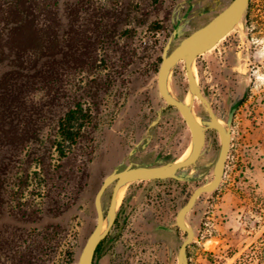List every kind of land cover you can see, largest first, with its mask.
I'll use <instances>...</instances> for the list:
<instances>
[{
	"label": "rangeland",
	"instance_id": "374dc122",
	"mask_svg": "<svg viewBox=\"0 0 264 264\" xmlns=\"http://www.w3.org/2000/svg\"><path fill=\"white\" fill-rule=\"evenodd\" d=\"M175 1L59 0L61 29L67 21V3L77 9L76 25H89L94 14L104 9L114 14L108 21L119 18L113 35L97 42L92 52L98 59L96 64L101 65L105 84L98 108L90 105L93 119L82 144L88 147L79 148L63 165L64 170L73 172L66 188H62L67 184L65 175L56 174L60 187L49 197L59 199L58 205L49 203L39 187L44 184L41 176L31 173L29 186L21 193L11 188L16 176L9 174V211L0 212V232L9 231V259L0 254V264H76L96 222L93 197L102 177L119 164L153 114L142 116L139 112L143 97L160 104L155 89H146L144 85L151 86L155 81L162 48L171 33L170 10ZM192 70L217 115L226 111L232 98L245 86L249 89L232 120L221 180L215 190L200 196L187 215V223L194 229L188 246V264H263L259 259L264 239V0H250L241 21L197 56ZM93 71V74L91 69L88 73L77 71L75 83L85 77L91 79L97 69ZM186 81L183 60H179L168 81L175 97L173 83L182 88ZM139 121L141 126L136 129ZM189 150L190 146L184 152ZM83 156L90 159L85 165L86 176L80 179ZM34 167L32 163L30 171ZM132 185L124 187L122 197L134 186L139 190L136 197L139 209L135 215L138 219L144 207L156 212L161 210L162 202L170 205L172 195L175 204L183 201L182 194L177 193L182 185L173 181ZM194 186L185 185L184 190L190 191ZM109 196L110 187L103 195L104 205ZM129 226L139 230L136 225ZM144 230L139 231L143 241L136 245L141 249L132 256L135 264H176L175 249L184 235L180 234L179 241L167 242L169 253L163 249L155 254L156 246L147 240L150 235ZM151 237L154 238L153 234ZM124 239L125 236L117 238L100 264H118L121 256L113 259L112 254H118Z\"/></svg>",
	"mask_w": 264,
	"mask_h": 264
},
{
	"label": "trees",
	"instance_id": "16d2710c",
	"mask_svg": "<svg viewBox=\"0 0 264 264\" xmlns=\"http://www.w3.org/2000/svg\"><path fill=\"white\" fill-rule=\"evenodd\" d=\"M59 4L0 0V212L9 211L12 173L16 180L11 188L21 193L28 188L31 173L41 176L44 184L39 187L49 203L58 205L59 199L49 197L60 187L56 178L65 175L66 188L73 172L63 165L79 148L88 147L82 144L93 119L90 105L98 108L105 84L92 52L97 42L113 35L119 18L108 21L114 14L104 9L89 25H76L77 9L67 3V21L61 29ZM90 69L97 73L75 83L77 71ZM89 159H81L80 179L86 176ZM262 243L259 262L264 264V239ZM0 254L9 259L8 230L0 232Z\"/></svg>",
	"mask_w": 264,
	"mask_h": 264
},
{
	"label": "flooded vegetation",
	"instance_id": "af4514ba",
	"mask_svg": "<svg viewBox=\"0 0 264 264\" xmlns=\"http://www.w3.org/2000/svg\"><path fill=\"white\" fill-rule=\"evenodd\" d=\"M230 1L231 0H176L170 10L171 31L173 29V23L177 22L178 18H180L179 23L183 25L182 36L187 35L194 29L208 22L213 16H215L219 11H221L225 6H227ZM177 42L178 40L171 43L170 49L173 48L177 44ZM157 69H156V73H157ZM186 82H187L186 85L182 88L179 85L173 83V89H175L177 94L176 98L181 100L182 102H184L185 94L190 93L188 89V81ZM144 86L146 87V89L148 88L155 89V93L159 97L160 104L155 105L152 98L146 99L145 97H143L144 99L141 101L139 106V112L142 114V116L150 112H152L153 114L148 118L147 121H145V124L143 125L144 131L140 133V135L136 137L135 141L132 142L131 146L126 149L123 159H121L119 164L113 167L109 172H111L114 168H117V170H121L124 167H126V165L129 163H132V165L134 166L135 164L147 163L151 165H157V164L166 163L168 161H178L179 156L186 150L188 146H190V151H191V146H192L191 129L185 117L181 113V111L175 105L168 104L165 101V99L162 97L158 89L157 77L155 76V81L153 85L151 86L144 85ZM199 87L201 89L202 94L208 100L210 107L214 112L215 116L217 117V119L221 120L222 124H225V120L227 117L230 104L228 105L226 111L223 112V114L220 113L219 115H217L214 111V108L205 90L201 86ZM234 98L235 97H233L232 100ZM185 104H189V103H185ZM238 106L236 107L235 111L237 110ZM191 111L195 116V119L198 116V118L200 119L199 123H201V120H206L210 118L204 103L196 96L192 100ZM139 126H141V121H139L136 124V129H139ZM219 147H220V138L218 131L212 127L205 128L204 142L194 162L187 164L186 166L179 168L178 170V172L184 171L185 173L192 174L194 177H196L195 179L179 180L173 177H167V178H157V179H138L127 183L125 185L126 188L136 182L173 181L175 183H179L182 185V187H179L177 193L182 194L181 196L183 198V201L181 204H175L174 202H172L173 199H175V197H173L172 195L171 199L169 200L170 205L164 204V202H162L161 203L162 206L160 207L161 210L160 211L157 210L156 212L150 211L149 209L144 207L142 208L141 211L142 214L140 216V219H138L137 217H135V215L138 214L137 209H139V207L136 205L137 204L136 197L139 190L136 188V186L130 188L128 191H126L125 195L122 197L119 207H118V203L116 205V217L114 219L112 226L109 228L106 235L99 241V243L96 246L93 257V264H100L101 258L107 253V251H109L111 247H113V244L117 240V238H123V236H125V239L123 240V247L121 250L118 251V254L117 253L112 254V258L114 259L116 255H120L121 257L119 258L118 264H135V262L132 260V256L135 255V253L140 251L141 249L139 246L136 245H140V242L143 241V240L141 241L140 232H139L140 229L142 228L145 229L144 231H146L148 235H150V237H148L147 240L151 241V243H153L156 246L155 254L159 253L158 250L162 251L163 249L164 251L169 253L167 242L171 241L173 243V241H179L178 239L180 238L181 236L180 234L182 233L184 236H182V239L178 243L177 249H175V253H174L176 264H178L177 251L180 246V243L186 237V232L180 229L175 224L177 211L186 202V200L188 199L189 195L191 194V192L195 187L204 184L205 182L212 179L213 164L217 157ZM140 153H143V155H141ZM191 183L195 185L193 189L190 191H185L184 190L185 185L188 186ZM112 185L113 184H110L108 186L110 187V195H111ZM107 188L105 189V191L107 190ZM203 193L206 192H202L197 197L192 208L194 207L197 200L200 198V196ZM103 195L101 201L103 207L106 208L109 204L110 196L107 205H104ZM190 210L184 216V220L187 225H189L187 223V215L190 212ZM169 216L172 218V221L170 222H168ZM129 224L136 225L137 227H139V230H136L135 227H130ZM151 234H153L154 238L151 237ZM127 244H129L130 247ZM113 252H115V249L113 250ZM187 256H188V247H187ZM155 264L157 263L155 262Z\"/></svg>",
	"mask_w": 264,
	"mask_h": 264
},
{
	"label": "water",
	"instance_id": "95a60500",
	"mask_svg": "<svg viewBox=\"0 0 264 264\" xmlns=\"http://www.w3.org/2000/svg\"><path fill=\"white\" fill-rule=\"evenodd\" d=\"M249 0H231L227 6L219 11L204 25L194 29L185 36H182L183 25L177 22L173 23V29L167 38L160 55V63L157 69L158 89L168 104L175 105L185 117L192 133V146L189 155L181 161H168L163 164H135L129 163L121 170L114 168L106 174L94 197L93 205L96 212V222L87 238L85 239L78 254L76 264H93L94 252L99 241L106 235L112 226L116 217L117 193L119 189L127 183L138 179H157L173 177L179 180L195 179L192 174L178 172L179 168L193 163L200 152L204 142L205 128L212 127L218 131L220 138V147L213 164V177L204 184L198 185L193 189L186 202L179 208L176 214L175 224L186 232V237L180 243L177 251V263L188 264L187 247L193 239L194 229L186 224L185 214L192 208L197 197L202 192L214 190L223 175L224 164L231 140V121L234 111L239 103L247 94L248 86H245L241 93L237 94L231 101L225 124L219 122L212 111L208 100L202 94L193 73L192 67L195 58L213 47L221 37L231 30L242 18V15L248 5ZM178 40L177 44L170 49L171 43ZM184 61V69L188 81V89L191 94L189 104H185L177 99L169 90V75L172 68L179 61ZM198 97L205 105L210 118L201 120L199 123L191 111V103L194 97ZM112 185L111 195L108 206L102 205V195L105 189ZM105 224V225H104Z\"/></svg>",
	"mask_w": 264,
	"mask_h": 264
},
{
	"label": "bare ground",
	"instance_id": "6f19581e",
	"mask_svg": "<svg viewBox=\"0 0 264 264\" xmlns=\"http://www.w3.org/2000/svg\"><path fill=\"white\" fill-rule=\"evenodd\" d=\"M190 102V93H188V94H186L185 96H184V103H189ZM196 120L199 122L200 121V119L198 118V116L196 117ZM220 122V121H219ZM221 123V122H220ZM190 151V150H189ZM184 152L182 155H180L179 156V158H178V161H181V160H183L187 155H188V153H190V152ZM124 187L125 186H123V187H121L120 189H119V191H118V193H117V202L120 200V198L122 197V195H123V189H124ZM105 225V224H104Z\"/></svg>",
	"mask_w": 264,
	"mask_h": 264
}]
</instances>
